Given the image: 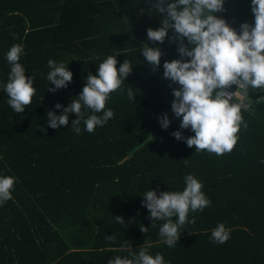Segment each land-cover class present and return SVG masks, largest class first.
I'll list each match as a JSON object with an SVG mask.
<instances>
[{
	"label": "trees",
	"instance_id": "1",
	"mask_svg": "<svg viewBox=\"0 0 264 264\" xmlns=\"http://www.w3.org/2000/svg\"><path fill=\"white\" fill-rule=\"evenodd\" d=\"M150 8L149 0H0V177L16 178L13 199L0 204V264H107L117 255L131 258L141 246L153 257L163 255L165 264H264V91L242 93L248 129L241 125L232 152H196L177 141L172 135L177 130L194 135L180 129L182 118L171 109L172 90L179 85L163 78V63L180 55L168 38L162 45L148 41L146 30L158 29L163 19ZM223 8L214 15L237 33L243 23L254 25L251 0H224ZM145 43L164 53L155 71L140 52ZM14 44L24 46L19 62L36 89L19 114L4 91L10 72L6 54ZM109 55H115L117 69L125 59L132 66L106 102L113 118L92 133L82 121L75 134L71 122L77 117L71 114L68 126L41 131L47 112L62 114L55 104L67 107ZM50 59L73 73L68 87L55 93L47 91L54 87L47 80ZM235 96L231 102L241 103ZM82 111L85 118L93 114ZM165 113L171 121L167 130L159 122ZM188 174L203 184L211 204L189 212L196 223L184 225L170 248L159 236L164 221L151 227L142 195L150 189L157 195L183 191ZM117 215L124 224L116 222ZM219 223L230 230L224 244L210 241ZM112 235L115 242L107 239Z\"/></svg>",
	"mask_w": 264,
	"mask_h": 264
},
{
	"label": "clouds",
	"instance_id": "2",
	"mask_svg": "<svg viewBox=\"0 0 264 264\" xmlns=\"http://www.w3.org/2000/svg\"><path fill=\"white\" fill-rule=\"evenodd\" d=\"M149 3L150 11L163 14V19L158 29L146 30L148 41L162 45L168 38L169 43H177L180 55V59L163 63V78L179 85L172 90V112L175 117L182 118L180 129H190L194 133L185 137L177 130L172 135L177 141H185L189 148L195 146L196 152L207 151L217 156L232 152L241 125L247 130L248 123L242 116V105L231 102L237 92L228 89L236 85L245 95L249 88L264 91V0H251L254 25L241 24L239 33L224 19L214 15L224 10V0H155V3L149 0ZM169 30L173 31L171 37L168 36ZM18 38V34L13 33V39ZM189 45L194 47L189 48ZM140 52L154 71L160 67L164 54L160 47H149L145 43ZM23 54L22 44L12 45L6 54L10 72L4 91L9 97L7 103L17 114L24 112L36 93L34 78L25 75V68L19 62ZM117 63L115 55L104 59L97 74H88L82 91L67 107L55 104L56 109H63L62 114L47 112V125L41 131L46 132L48 127L68 126L71 114L77 117L71 122V131L75 134H80L82 121L88 133L94 132L97 126L103 127L114 116L111 109H106L107 100L111 93L121 89L132 72L127 59L119 69ZM48 67L47 80L54 87L47 91L55 93L67 88L73 80V73L66 65L50 59ZM126 91L129 101L133 102V88ZM82 108L90 109L93 114L85 118ZM159 122L164 130L171 123L167 113L159 118ZM260 162L264 164V159ZM15 180L13 176L0 177V204L13 199ZM184 183L183 191H161L157 195L156 190L150 189L142 195V206L150 212L151 227H155L154 221H164L159 227V236L170 248L177 244L184 225L196 223L195 216L188 219L189 212L203 211L211 204L202 192L203 184L194 175H186ZM114 217L117 223L124 224L123 217ZM173 217H177L175 222ZM140 230L146 233L148 228L142 225ZM107 239L115 242L116 237L107 236ZM229 239L230 230L223 223L211 232L212 243L224 244ZM107 264H165V261L160 253L153 257L146 247L141 246L138 253H131V258L117 255Z\"/></svg>",
	"mask_w": 264,
	"mask_h": 264
},
{
	"label": "rangeland",
	"instance_id": "3",
	"mask_svg": "<svg viewBox=\"0 0 264 264\" xmlns=\"http://www.w3.org/2000/svg\"><path fill=\"white\" fill-rule=\"evenodd\" d=\"M231 88H234L235 92H237V93L239 94V95L237 94V95L235 96L234 100H236L237 102L240 101V102H241L240 104H241V105H244V103H242V95H243L242 93H243V92H242L241 90H238V89L235 88L234 86H231Z\"/></svg>",
	"mask_w": 264,
	"mask_h": 264
},
{
	"label": "water",
	"instance_id": "4",
	"mask_svg": "<svg viewBox=\"0 0 264 264\" xmlns=\"http://www.w3.org/2000/svg\"><path fill=\"white\" fill-rule=\"evenodd\" d=\"M145 144H146V143L142 144L138 149L142 148ZM138 149H137V150H138Z\"/></svg>",
	"mask_w": 264,
	"mask_h": 264
}]
</instances>
